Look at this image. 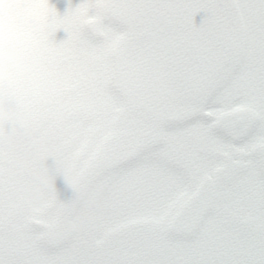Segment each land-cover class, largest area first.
Returning <instances> with one entry per match:
<instances>
[{
	"label": "snow or ice",
	"instance_id": "obj_1",
	"mask_svg": "<svg viewBox=\"0 0 264 264\" xmlns=\"http://www.w3.org/2000/svg\"><path fill=\"white\" fill-rule=\"evenodd\" d=\"M5 43L43 54L0 82L40 130L31 164L75 156L102 200L51 225L56 190L33 204L0 142V264H264V0H0Z\"/></svg>",
	"mask_w": 264,
	"mask_h": 264
},
{
	"label": "clouds",
	"instance_id": "obj_2",
	"mask_svg": "<svg viewBox=\"0 0 264 264\" xmlns=\"http://www.w3.org/2000/svg\"><path fill=\"white\" fill-rule=\"evenodd\" d=\"M43 61V54L5 43L0 45V82L5 85L20 74L34 71ZM50 89L55 84L48 82ZM40 130L31 115L16 103L7 87H0V142L18 149V160L29 168L32 181L28 185L29 200L41 207L48 204L49 191L56 190L55 177L61 174L66 185L74 193L69 201H61L49 217L53 226L67 224L76 228L92 219V209L102 200L101 189L81 176L77 171L76 157L66 155L59 163H54L53 154L43 149L37 154L38 164L30 161L33 144L40 141ZM49 158L53 163L49 164ZM67 210V216L61 212Z\"/></svg>",
	"mask_w": 264,
	"mask_h": 264
},
{
	"label": "flooded vegetation",
	"instance_id": "obj_3",
	"mask_svg": "<svg viewBox=\"0 0 264 264\" xmlns=\"http://www.w3.org/2000/svg\"><path fill=\"white\" fill-rule=\"evenodd\" d=\"M81 0H52V6H54L56 12L60 15H62L66 10H67V5L68 4H71L72 5H76L78 3H80ZM49 164H52L53 161L51 158H49ZM56 176H58V180H55V181H59V183H62V175L61 174H56ZM55 186H56V183H55ZM58 187L60 186L57 185Z\"/></svg>",
	"mask_w": 264,
	"mask_h": 264
},
{
	"label": "rangeland",
	"instance_id": "obj_4",
	"mask_svg": "<svg viewBox=\"0 0 264 264\" xmlns=\"http://www.w3.org/2000/svg\"><path fill=\"white\" fill-rule=\"evenodd\" d=\"M74 7V5H72ZM69 7V6H68ZM55 180H58V176L55 177ZM63 176H62V182H63ZM55 183H59V181H55ZM72 190L66 185V183L64 185H62V189L60 191V193L57 195V199L58 201H68L69 200V196L71 195Z\"/></svg>",
	"mask_w": 264,
	"mask_h": 264
},
{
	"label": "water",
	"instance_id": "obj_5",
	"mask_svg": "<svg viewBox=\"0 0 264 264\" xmlns=\"http://www.w3.org/2000/svg\"><path fill=\"white\" fill-rule=\"evenodd\" d=\"M48 3L50 6H52V1L48 0ZM203 16V12L197 14V20L200 19V17ZM67 33L64 31L63 28L57 29V31L53 34V39L57 42L64 39L66 37Z\"/></svg>",
	"mask_w": 264,
	"mask_h": 264
}]
</instances>
